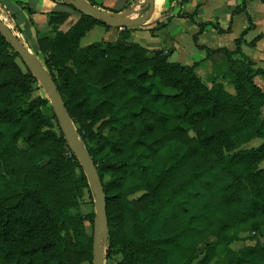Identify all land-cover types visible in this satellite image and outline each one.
<instances>
[{"label":"trees","instance_id":"trees-1","mask_svg":"<svg viewBox=\"0 0 264 264\" xmlns=\"http://www.w3.org/2000/svg\"><path fill=\"white\" fill-rule=\"evenodd\" d=\"M196 12L185 16L199 33L229 30L196 22ZM66 16L48 14L55 34L38 38L37 51L102 182L106 256L121 255L115 264H264V92L253 80L264 69L241 52L244 32L233 51L199 46L213 63L208 86L199 62L182 65L127 41L131 27L80 46L95 24L109 25L81 14L57 31ZM37 81L0 33V264H91L85 222L95 214L76 211L85 191L92 196L89 182L55 115L44 113L49 99L32 95ZM255 138L262 142L239 148ZM239 239L245 256L229 247Z\"/></svg>","mask_w":264,"mask_h":264},{"label":"crops","instance_id":"crops-1","mask_svg":"<svg viewBox=\"0 0 264 264\" xmlns=\"http://www.w3.org/2000/svg\"><path fill=\"white\" fill-rule=\"evenodd\" d=\"M93 1L112 12L120 13L128 10V16L131 18L137 17L142 12L145 2V0ZM241 1L154 0L152 15L144 25L131 27L127 41L138 43L149 50L161 49L168 53L170 61L174 60L182 65L199 62L196 67L198 75L205 73L209 76L213 63L204 59L205 51L199 46L233 51L236 47V39L244 32L240 43L241 52L253 63L254 68L264 69V1L246 0L245 11L234 12ZM194 9H197L196 22L216 23L220 28H229V30L218 32L211 25H207L199 33V27L185 16ZM51 12L67 13L63 22L56 25L59 32H67L81 16V13L67 0H0L1 19L41 62L43 59L37 51V39L55 34L54 23L49 24L48 21V14ZM248 19L252 24L250 28H248ZM97 25L100 24H95L81 39L93 31ZM99 29L102 34L100 41L116 40L120 30L110 25L109 28L102 26ZM194 35L197 36L196 42L193 40ZM253 80L264 92V79L261 75H256ZM207 85L211 86L209 79ZM224 86L226 88L229 85L225 83ZM228 91L233 92V88ZM262 115L264 116V105Z\"/></svg>","mask_w":264,"mask_h":264},{"label":"water","instance_id":"water-1","mask_svg":"<svg viewBox=\"0 0 264 264\" xmlns=\"http://www.w3.org/2000/svg\"><path fill=\"white\" fill-rule=\"evenodd\" d=\"M81 14L100 20L102 23L117 27H134L144 25L153 13L154 0H145L142 12L134 18L128 16L126 12L106 11L92 5L88 0H67ZM0 33L10 43L14 52L36 76L48 92V99L53 108L54 115L61 132L63 133L69 148L78 159L83 171L88 179L91 193L94 197L95 218L93 221L92 235V260L91 264H104L102 257L101 239L108 238V221L105 208V195L102 182L98 175L95 164L93 163L88 151L78 136L73 122L68 115L64 102L59 94L51 74L43 66L40 59L25 46V44L12 32L9 26L0 17ZM100 234V236H99Z\"/></svg>","mask_w":264,"mask_h":264},{"label":"rangeland","instance_id":"rangeland-1","mask_svg":"<svg viewBox=\"0 0 264 264\" xmlns=\"http://www.w3.org/2000/svg\"><path fill=\"white\" fill-rule=\"evenodd\" d=\"M99 28H102V26L101 25H97V27L93 31L87 33V35H85V37L82 38L81 41H80L81 46H85V45H87L89 43H92L94 41H100L102 39V34H101V31H100ZM171 60H173V59H171ZM17 62L21 66V68L24 69L23 64L21 63V61L19 59H17ZM200 76H201L202 80L206 84H208V76L205 73H201ZM230 87H231L230 85L226 86V89L231 91L232 87L231 88ZM32 95L33 96L41 95L43 97L48 98L47 89L39 81H37L34 84ZM43 110H44V113L48 117H52V115L54 114V111H53V108H52L50 102H49V105L47 107H45ZM73 126H74V128L76 130L77 129V125L75 123H73ZM261 142H262V139L255 138V139L251 140L250 142L241 145L239 148L255 147L258 144H260ZM259 167L260 168H264V160L259 163ZM76 211H78L81 214H86L88 212H93L95 214V205H94V197H93V195L91 196V195H89V193L87 191H85L84 194H83V197L80 200V205H79V207H78V209ZM85 227H86L87 232L92 236L93 235V223L91 224V223L86 221L85 222ZM229 233L233 234V235H237L239 237H242V236H244L246 234V233L238 232L235 229L230 230ZM99 236H100V234H99ZM259 238H260V240L262 242H264V237L260 236ZM107 240L101 239V242H100L101 243V247H102L103 261H104V264H115L116 262H118L121 259V255H112L110 257L106 256V249H107V246H108V243H107L108 241ZM229 247L232 248L234 251H236L241 256H245V253H244V251L242 249L243 248V242L240 239L239 240H234L231 243H229ZM201 257H202V255L199 258H201ZM196 262H197V260H195L192 264H196ZM81 264H89V263L87 261H84ZM214 264H221V263L219 261L218 263H214Z\"/></svg>","mask_w":264,"mask_h":264}]
</instances>
